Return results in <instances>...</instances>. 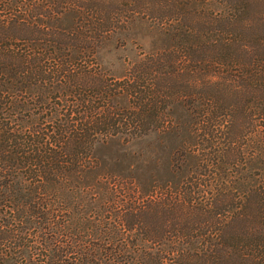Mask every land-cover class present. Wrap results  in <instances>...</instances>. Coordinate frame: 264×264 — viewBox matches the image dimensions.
Returning <instances> with one entry per match:
<instances>
[{"label": "trees", "instance_id": "obj_1", "mask_svg": "<svg viewBox=\"0 0 264 264\" xmlns=\"http://www.w3.org/2000/svg\"><path fill=\"white\" fill-rule=\"evenodd\" d=\"M136 20L171 45L109 78ZM152 134L164 180L93 165ZM0 264H264V0H0Z\"/></svg>", "mask_w": 264, "mask_h": 264}, {"label": "rangeland", "instance_id": "obj_2", "mask_svg": "<svg viewBox=\"0 0 264 264\" xmlns=\"http://www.w3.org/2000/svg\"><path fill=\"white\" fill-rule=\"evenodd\" d=\"M170 45L171 37L166 27L153 21L136 20L126 30L101 41L95 60L107 77L121 78L133 62ZM160 144L161 139L154 134L129 143H100L94 149L96 162L93 165H118L114 175L129 176L143 183L164 180L166 165H173L174 152L169 142L166 148Z\"/></svg>", "mask_w": 264, "mask_h": 264}]
</instances>
